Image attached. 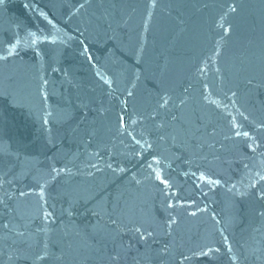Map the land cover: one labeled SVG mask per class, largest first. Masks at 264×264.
Returning <instances> with one entry per match:
<instances>
[{
    "label": "water",
    "instance_id": "1",
    "mask_svg": "<svg viewBox=\"0 0 264 264\" xmlns=\"http://www.w3.org/2000/svg\"><path fill=\"white\" fill-rule=\"evenodd\" d=\"M0 264H264V0H0Z\"/></svg>",
    "mask_w": 264,
    "mask_h": 264
}]
</instances>
